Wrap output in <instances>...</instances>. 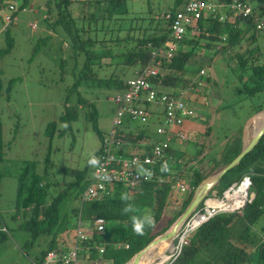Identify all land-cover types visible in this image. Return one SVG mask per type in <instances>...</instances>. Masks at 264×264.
<instances>
[{
	"label": "trees",
	"instance_id": "16d2710c",
	"mask_svg": "<svg viewBox=\"0 0 264 264\" xmlns=\"http://www.w3.org/2000/svg\"><path fill=\"white\" fill-rule=\"evenodd\" d=\"M218 1L228 3L232 0ZM238 1L245 2V0ZM52 2L54 11L52 13L48 10L46 16H53L51 24L54 23V25L60 26L64 34L72 41L71 50L75 52L80 49L83 42L81 34L77 35L76 25L78 24L75 21H85L87 27H89V23L95 24L96 21H99L101 27L105 20L116 19L121 22L128 13L126 0H52ZM181 2L182 0H171L172 4L162 11V26L159 25L158 21L152 20L153 16L149 12V23L153 24L152 30L157 28V32L137 37L129 44L128 42L125 43L126 39H118L117 37L113 40L114 43H111V46L116 49V53H110L108 49H104L99 54L87 55L78 77L65 93L62 102L63 110L57 117V121L62 123V128L59 129L56 126V120L53 118L45 125L43 134L49 140L53 135L61 136L70 129V123L80 117L83 121L91 122V127L96 135H100V132L93 126L96 112L92 102L87 101L77 91L79 84L82 82L89 81V84L92 79L96 80L89 67L91 65L90 60L93 59L92 57L97 58L109 54L114 61L116 72L114 71L99 80H103L105 86H112L114 90L121 89L123 79L119 76L124 66L137 64L142 67L147 62H151V47L168 38L169 20L164 19V15L176 11ZM24 3L25 0H22L18 4V8L19 6L23 7ZM70 3H73L74 10L70 9ZM47 9H49L48 6ZM13 13L12 15H14ZM261 13H264V1L257 0L252 8L251 15L245 20L237 18L232 23L218 22L215 18L198 20L197 33L194 35L185 34L177 44L172 58H162L159 65L160 71L150 79L159 88H184L195 85L193 80L196 75L194 78H189V76L193 74L191 71H195L194 73L197 74L200 67L188 66L187 63L194 58L193 55L203 53L204 50L209 49L211 54H229L231 56V60L226 62H232L231 72L239 87L238 92L243 98L259 97L264 94V31H256L253 28V18ZM4 31L6 34V48L3 51L1 50L0 54L8 51L11 46V38L8 35L7 28ZM87 31L89 30L87 29ZM223 33L226 34L225 41L220 40V35ZM43 38H40V40L42 41ZM87 39L89 40V38ZM208 56L211 59L212 56ZM87 58H89V63ZM208 78V74L198 76V79L203 82L202 86L199 87L201 91H203L204 81H208ZM10 81L8 80L5 91L8 90ZM72 93H75L74 100ZM261 103L262 100L259 99L254 107V113L263 108ZM206 129L207 131L204 133L209 132V127H206ZM241 129L236 132L237 135L227 142L226 139L229 135H223V148L221 147L218 151L217 160L213 158L212 161L214 162L208 168V173L217 167H224L239 153L242 143ZM101 136L102 134L99 136L100 139ZM144 136H146L145 130L140 128L137 131L136 138ZM2 146L0 123V163L2 161ZM202 150L203 146L198 147L196 153L190 155L173 148L167 150L166 155L173 160L172 163H168L171 171L161 173V164H158L154 168L157 177L152 181L142 182L132 199L127 202L133 204L136 209L134 213L128 214L122 212L125 202L121 201L120 195L125 190L120 184L110 185L108 192L97 200L79 202L86 185L87 175H84V171L86 165H88L87 161L82 169L68 174L66 180L64 174H61L58 179L55 174L46 172V167L41 174L36 173L33 161H23L18 166L15 179L14 214L12 217L20 215L22 222L19 228L28 232L29 243H32L38 237H46L43 240L44 246L36 256L37 261H41L50 249H60V246H57L59 242L61 244L68 243L69 231L64 232L72 226L73 228L76 226L77 220L75 219L77 217L88 221L90 218L101 216L107 222L104 231L100 234L93 233L92 238L87 243L83 242L80 249L87 259H94L97 257L95 246L104 242L101 256L110 260L112 264H124L134 253L142 249L153 236L159 233L151 234L153 227H146L144 235L134 234L131 216H142V211L148 210V213H151L156 221L163 213V208L168 200L170 183L185 177L187 178L188 189L185 192L179 211L167 222L165 227H168L183 211L196 185L208 174L201 173L198 169H193L189 174L187 173V170L192 168L189 164L191 163L190 160L200 155ZM94 154L98 157L99 147ZM49 161L47 152L44 162ZM237 163L223 173L212 188L216 190L217 187L219 195H221V192L232 183H238L243 177H248L249 187L247 193H253V198L239 212H219L211 215L207 221L201 223L190 233L187 244L181 248L177 256L172 260L169 258L163 264H244L250 259L254 264H264V224L256 226V222L261 218L264 203V132L252 149L245 153ZM184 164L187 167L185 171L183 169ZM185 173L187 175H184ZM74 186H77V188L70 198V192ZM218 190H216V194ZM75 199H77V202L74 206L67 205L70 200ZM65 218H70L74 222L70 223L68 227L69 220ZM116 223L122 224L121 229L116 228ZM58 234L62 235L59 239H56L55 236ZM114 243H126L128 248L115 249L113 247Z\"/></svg>",
	"mask_w": 264,
	"mask_h": 264
},
{
	"label": "rangeland",
	"instance_id": "374dc122",
	"mask_svg": "<svg viewBox=\"0 0 264 264\" xmlns=\"http://www.w3.org/2000/svg\"><path fill=\"white\" fill-rule=\"evenodd\" d=\"M256 1L245 0L252 6L251 8L254 7ZM20 2L22 0H0V51L6 48V34L3 25L5 23L4 16L10 14L7 5L12 4L18 9L14 12L12 24H8L6 27L11 38V46L8 51L0 54V123L3 145L0 163V264L36 263L35 257L44 246L43 240L46 238L38 237L29 243L28 232L19 228L22 222L20 215L12 217L14 214L15 179L19 164L23 161H33L36 173L41 174L46 167V172L55 174L58 179L61 174H64L66 180L68 174L82 169L90 154L97 151L100 145L99 136L110 125L114 109L111 98L115 90L112 86H105L104 81L99 79L116 72V69L112 58L109 54H105L97 58H90L91 65L89 67L96 80L92 79L89 84V81L82 82L77 89L82 97L92 102L96 112L93 126L100 132V135H96L91 127V122L83 121L80 117L78 120L72 121L70 129L61 136L53 135L49 140L43 134L45 125L53 118L56 120V126L59 129L62 128V123L57 121V117L63 110L62 102L65 93L78 77L85 58L89 54H99L104 49H108L110 53H116V49L111 46V43H114L113 40L117 37L126 39L125 43L129 44L137 37L157 32V28L152 30L153 24L149 23V12L153 16L152 20L158 21L162 26L161 13L171 4V0H126L128 13L121 22L109 19L105 20L101 27L99 21H96L95 24L89 23L90 25L87 27L85 21L77 20L75 21L78 24L76 25L77 35L81 34L83 42L80 49L75 52L71 50L72 41L64 34L60 26L51 24L53 16H46L48 10L52 13L54 11L52 0H25L23 7L19 6L18 8ZM72 4L70 3V9L74 10ZM42 15H45V18ZM32 23L34 28H30ZM42 37L44 38L41 41ZM208 55L212 56L211 59ZM192 57L194 58L189 60L187 65L195 68L200 67L203 70V76L209 75L208 81H204L203 91L199 88L195 99L189 101V106L193 107L195 112L194 120H198L201 134L193 133L194 139H189V142L188 138L186 140L172 139L170 146H185L187 148L182 153L189 155L196 153L198 147L203 146L200 155L190 160L189 164L192 168L187 170L184 164L183 169L187 170L188 174L193 169H198L201 173H208V168L214 162L212 160H217L218 151L224 142V134L229 135L226 139L227 142L242 128L241 141H245L255 130L257 124H250L245 129L244 125L252 115L256 114L254 107L259 99L262 100L261 104L264 108V94L257 98L241 96L231 72L232 62H226L231 60L229 54H211L208 49ZM87 62L89 63V58H87ZM138 69L137 64L124 66L119 77L123 80L129 79L135 76L134 72ZM191 72L194 75L188 76L194 78L196 73H194L195 71ZM8 80L11 81L8 90L5 91ZM160 89L172 93L177 92L179 88L161 87ZM74 95L75 93H72L73 100L75 99ZM150 107L155 108L156 106L151 104ZM158 123L156 118H151L146 125L141 126L144 128L148 140L158 138L154 132ZM128 127L130 129L141 128L135 122H129ZM206 127H209L208 133H204L207 131ZM130 148L129 146L128 150ZM47 152L50 161L45 163L44 157ZM86 166L84 175H87L91 169L88 165ZM219 169L220 167L215 168L206 176L212 175ZM186 180L185 177L181 178L183 183H186ZM76 188L77 186H74L71 189L70 198ZM216 190H218L217 187ZM184 195L185 192L181 193L173 186L170 188L163 213L155 221L151 234L162 233L165 228H168L165 226L171 217L179 211ZM216 195L220 197L219 190ZM76 200H70L67 205L74 206ZM262 207L263 212L259 221L256 222V226L264 224V203ZM148 212V210H143L142 215ZM65 219L69 220L68 227L70 223L74 222L70 218ZM79 220L80 228L84 229L86 221L80 217ZM73 230L72 226L64 233L70 231L68 236L71 238ZM61 235L58 234L55 238L59 239ZM244 264L254 263L250 259Z\"/></svg>",
	"mask_w": 264,
	"mask_h": 264
},
{
	"label": "built area",
	"instance_id": "2783aa9c",
	"mask_svg": "<svg viewBox=\"0 0 264 264\" xmlns=\"http://www.w3.org/2000/svg\"><path fill=\"white\" fill-rule=\"evenodd\" d=\"M30 7V6H29ZM252 6L247 2L232 0L221 2L218 0H182L181 5L172 14H165L164 19L169 20L168 38L150 49V63H146L134 72L135 76L123 80L122 87L115 90L111 101L114 105L112 118L109 127L102 134L99 145L98 158L100 167L90 169L86 177V185L80 196V203L99 199L108 192L110 185L120 184L125 192L133 196L142 182L155 179L154 168L164 161L172 163V159L166 155L170 149L172 139L185 140L187 134L182 124L185 120L194 119L193 107L189 101L198 95V89L202 81L198 76H203L200 69L193 80L195 85L179 88L177 92H165L154 84L150 79L159 70L160 60L172 58L177 44L185 34L194 35L197 33V21L203 18H215L218 22L232 23L234 19L245 20L252 13ZM9 15L4 16L3 29L14 20L13 12L17 8L12 4L7 5ZM14 14V13H13ZM45 15H42L44 17ZM34 28V24H30ZM253 28L257 31H264V13L253 18ZM220 40H226V34L220 35ZM198 92V93H197ZM155 105V108L150 106ZM154 111H160L158 113ZM151 118H156L158 124L155 134L158 139L148 140L146 136L136 138L139 127H128L129 122H135L140 127L146 125ZM142 128V127H141ZM135 144L139 148L126 151L124 148ZM143 166L152 171L151 179H144L138 174V168ZM110 179H102L104 175ZM181 193L186 192L187 185L181 180L170 183ZM249 180L243 177L238 183H232L220 197L206 196L203 202L198 205L187 217V220L178 229L172 246L167 255L171 260L177 256L181 248L187 244L190 233L201 223L207 221L211 215L219 212H239L248 196ZM241 198L236 203L237 195ZM212 199L216 202L209 203ZM76 226L72 234L71 246L66 250L50 249L46 252L43 260L52 261L55 264H76L79 249L83 242H88L92 234H100L106 227V220L103 217H93L86 221V227L80 228L79 217L76 219ZM264 239V234H263ZM104 242L95 246L97 257L90 259L91 264H100L103 261L101 252ZM115 249H127L126 243H114ZM167 259V260H168Z\"/></svg>",
	"mask_w": 264,
	"mask_h": 264
},
{
	"label": "water",
	"instance_id": "95a60500",
	"mask_svg": "<svg viewBox=\"0 0 264 264\" xmlns=\"http://www.w3.org/2000/svg\"><path fill=\"white\" fill-rule=\"evenodd\" d=\"M250 124H257V127L255 128V130H253L247 140L241 141L242 143L239 153L229 163H227V165L221 167L212 175H208L204 179H202L193 189L191 197L183 211L168 226V228L165 229L162 233L160 232L153 236V238L142 249L134 253L124 264H140L142 261H145L147 259L152 260L159 255H162L164 259L161 263L157 264H163L168 259V255L164 253L169 251L176 233L183 222L187 220V217L196 208V206L206 199L208 190L218 182L223 173L238 164L237 162L239 161V159L245 153L252 149V147L258 141L260 135L264 132V108L259 110L256 114L252 115L247 120L246 124L244 125V129ZM252 198L253 193H249L244 205L242 206V209L248 202H250Z\"/></svg>",
	"mask_w": 264,
	"mask_h": 264
},
{
	"label": "clouds",
	"instance_id": "9594fccd",
	"mask_svg": "<svg viewBox=\"0 0 264 264\" xmlns=\"http://www.w3.org/2000/svg\"><path fill=\"white\" fill-rule=\"evenodd\" d=\"M87 164L89 167L99 168L100 167V159L94 153H92V154H90V156L87 160ZM170 171H171V169L168 165V162L164 161L161 164L160 172L161 173H167ZM138 174L142 175L144 177V179H146V180L151 179V177L153 175L151 170L145 169V168H143V166H140L138 168ZM101 178L102 179H110V177H108L106 174L104 176H102ZM120 199L122 202H125L124 207L122 208L123 213L128 214V213H134L136 211L133 204L127 203L128 201H130L132 199V197L127 192L121 193ZM131 225H132L133 233L136 235L142 236V235H144V230L146 227H154L155 226V218L151 213H146L142 216L132 215L131 216Z\"/></svg>",
	"mask_w": 264,
	"mask_h": 264
},
{
	"label": "crops",
	"instance_id": "0c3cea01",
	"mask_svg": "<svg viewBox=\"0 0 264 264\" xmlns=\"http://www.w3.org/2000/svg\"><path fill=\"white\" fill-rule=\"evenodd\" d=\"M171 3V2H170ZM172 4V3H171ZM195 99V98H194ZM194 99H192V100H194ZM182 126H183V128L185 129V131H186V133H187V138H188V142H189V139H194V137H193V133H200V131H199V124H198V120H194V119H189V120H185L184 122H183V124H182ZM189 132H191V133H189ZM201 134V133H200ZM158 138H159V136H157ZM158 138H154V139H158ZM196 138V137H195ZM186 140V139H185ZM183 145H185V144H183ZM194 145V144H193ZM188 146V145H187ZM130 150H133L134 148H139L137 145H135V144H131L130 145ZM190 147V146H189ZM128 148H129V146H127V147H125L124 149L126 150V151H129L128 150ZM171 148H173V149H175V150H178L179 152H184L185 151V149L187 148V147H185V146H181V147H177V146H170V149ZM215 185V184H214ZM213 185V186H214ZM212 186V187H213ZM210 188L208 191V195L207 196H209V197H213L214 195L216 196V197H218L217 195H216V190L214 189V188ZM122 224H119V223H116V228H120L121 229V226ZM70 232V231H69ZM68 239H69V241H68V243H66V244H61L60 242L57 244V246H60V250H66V249H68L70 246H71V239H72V237L70 238L69 236H68ZM65 245V246H64ZM36 259H37V257H35ZM95 259V258H94ZM90 259H87L86 258V255H84L83 253H82V251H81V249H79V253H78V256H77V262H76V264H91V261H89ZM33 264H55V263H53L52 261H48V260H46V261H44L43 259L41 260V261H37L36 263L35 262H33ZM100 264H112V262L110 261V260H107L106 258H103V261L100 263Z\"/></svg>",
	"mask_w": 264,
	"mask_h": 264
},
{
	"label": "bare ground",
	"instance_id": "6f19581e",
	"mask_svg": "<svg viewBox=\"0 0 264 264\" xmlns=\"http://www.w3.org/2000/svg\"><path fill=\"white\" fill-rule=\"evenodd\" d=\"M240 198H241V196L238 194L237 198H236V203H238V200H240ZM208 202L209 203H215V204L219 203L220 204V202H216L215 200H212V199H209ZM162 259H164V257L162 255L161 256L159 255L158 257H155L152 260L147 259L145 261H142L140 264H157V263H160L162 261Z\"/></svg>",
	"mask_w": 264,
	"mask_h": 264
}]
</instances>
